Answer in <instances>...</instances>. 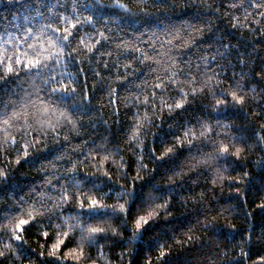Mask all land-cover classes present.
Instances as JSON below:
<instances>
[{"label": "trees", "instance_id": "obj_1", "mask_svg": "<svg viewBox=\"0 0 264 264\" xmlns=\"http://www.w3.org/2000/svg\"><path fill=\"white\" fill-rule=\"evenodd\" d=\"M44 3L53 4V12H48L44 16H37L36 12L44 8V4L37 7H28L24 0L19 3L8 2V0H0V35L5 32L13 36L24 35V31L20 29L21 24L31 26L33 29V38L28 43L33 44L37 49L41 46L47 47L45 43L49 36H52L51 30L45 29L44 26L51 23L52 27H63L54 23V12L61 15L76 16L81 21L86 17H91L92 22H83L79 27V36L85 39L95 41L100 39L102 47L99 54H88L86 52H73L75 61L67 62L75 72L79 68H84L85 73L81 75L80 86L77 87L75 93L55 94L52 100H49L43 93L44 105L49 108L48 116L52 122L58 126L56 136L59 144L67 145L65 151L58 153L52 161L45 163H54L55 169L58 170L65 162L83 160L84 164L91 165L96 161H101L99 167L102 175L103 171H108L112 177V183L119 189L122 186L138 187L143 181L135 179L138 175L144 176L145 180L156 179V182L162 186L174 187L175 191L169 198L181 202L183 207L180 212L174 213L175 216H183L170 221L167 225H157L153 229H149L145 233L144 243L140 245V254L151 259L155 253L151 250L155 241L152 234L159 231L160 237H169V228L176 232V240L170 241L172 245L171 258L165 261V264H236L240 260L241 247L248 253V257L243 259V264H254L261 256H264V244L260 242L261 233H264V209L259 207L264 203V166H261V159L264 158V145L257 143V135L264 136V128L260 125L264 124V34L257 29V35L253 38L246 30L243 31V42L238 39L241 37V31L232 29L231 26L226 27V31L235 32V37L224 36L223 47L220 44L213 43L206 45L203 50L199 51L192 57L195 61L193 67L197 64L200 68L197 71L199 81L206 79L205 73L211 75L210 69L216 71V78L211 87L204 89L203 92H196L195 97H199L200 104L203 107V113L196 111L195 119L183 121V127L177 131L175 125L167 120V114L164 118L149 123L148 128L143 129L149 132V135H142L144 143L142 147L136 148V155H133L130 148L135 146V141L130 145H124L123 141L117 135L119 126L123 123L125 129L129 127L131 121H127L126 117L130 111L132 101L128 96L135 89L136 84H142L145 80L154 78V73L148 75L147 67L159 68L168 63V56L172 52L168 51L169 46L166 41L170 38V34L162 33L153 26L151 29L141 25L148 23L147 19L154 18L161 11H169L168 8L157 3V0H119L123 8L115 7L117 0H77L73 4L72 0H44ZM172 3V0H169ZM73 8L76 11L73 12ZM195 7L189 6L185 0L184 7L177 11H196ZM29 17L27 21L23 17ZM251 27H256L251 25ZM99 33H104L108 40H103ZM55 35H59L56 33ZM223 36V33H218ZM40 37V39H36ZM78 40V37H77ZM178 42V41H177ZM121 44V47H117ZM254 45V47H253ZM19 52L13 49L8 55H19L21 60L31 57L33 49L28 48L27 43L20 42L16 46ZM73 47H76L73 44ZM139 48L142 51H134ZM224 53L223 56L218 55ZM4 53V49L0 47V54ZM27 53L28 57L22 55ZM107 53H111L108 55ZM145 53L152 60L141 63ZM203 53L208 56L207 61H202L200 55ZM87 55V61L84 56ZM216 55L215 61L211 60V56ZM155 61H159L156 63ZM243 61V62H241ZM107 62L108 67L105 68L104 63ZM134 62L133 68H125L122 65ZM138 69L134 75L129 76L127 81H117V76H124L125 73ZM99 73V75H96ZM183 77H181V80ZM128 81H132L129 84ZM238 81L241 85L240 89L234 87V82ZM128 85L124 87V85ZM70 85L69 87H74ZM115 86L118 90L117 95L112 97L109 95L111 88ZM13 89L23 99H27L16 85H12ZM27 87V85H25ZM193 88H202L200 83L192 85ZM233 89L238 95L245 96L243 104H236L231 100V95L225 91ZM255 89V91H253ZM5 91H8L7 86ZM186 91H188L186 89ZM224 92L221 96L219 93ZM214 93L216 95H214ZM85 95L87 99H85ZM227 96L228 102L225 104H217L218 99H224ZM195 97L188 91V98L193 100V107L196 108ZM206 97V98H205ZM32 100L35 101L36 107L31 104L27 106V111L32 113L36 118L29 121L39 127L38 120L43 119L37 116V108H41L40 100L33 95ZM115 100L116 103L111 101ZM126 105H128L126 107ZM23 108V100H21ZM209 109L211 114L209 115ZM65 110L76 120V128L72 129L66 124L64 117L61 115ZM180 111V110H177ZM227 113L226 115L224 113ZM221 113V115H220ZM104 121H108L104 124ZM58 122V123H57ZM24 123V120L17 121L18 125ZM92 125V128H81L80 124ZM47 131V126H45ZM93 129H98L95 131ZM237 129H248L247 132L238 131ZM204 130L205 135H199ZM188 133V135H185ZM67 134L69 139L65 141L63 136ZM131 134V133H129ZM18 139L20 133H13ZM227 138L230 145L235 147H243L244 152L241 154L239 164L242 168L237 167L235 170L228 164L221 163V157L217 155V149L220 143ZM41 139H45L41 136ZM167 140V147H172L175 143L174 152L177 155L174 158H166L160 164L153 159L155 155H162L161 141ZM247 140V144L240 142ZM93 141L95 143H93ZM80 146V150L73 153L74 146ZM57 146L54 142H49V148ZM11 147H15L14 144ZM164 148V151L167 150ZM95 155V160L85 159L89 153ZM4 155L8 159L5 164L14 161L13 155H8L5 151ZM109 156L107 162H103L104 156ZM123 158V159H122ZM2 159V157H0ZM231 159L235 160L233 156ZM124 163L122 169L124 175H119L118 170L113 163ZM126 161V163H125ZM181 161V163H180ZM180 163V167L176 172H171ZM146 165V167H143ZM96 171L95 168L92 169ZM169 173V174H168ZM179 173V175H177ZM168 174V175H167ZM13 175H16L15 165L13 163ZM167 175V176H166ZM27 171L19 177L21 181L33 179ZM106 179L105 177H102ZM153 180L148 181L152 183ZM165 181L167 183H165ZM55 183V181H54ZM68 183V181H65ZM59 187V185H57ZM161 191H164L161 188ZM45 194L46 201L57 196L56 191H42ZM111 188H106L105 193H110ZM99 200V196L97 197ZM101 203L110 202L118 207L119 201L117 196H112L111 201L105 199ZM5 201H0V208L4 206ZM32 202L30 201L29 204ZM27 207V206H26ZM31 208V207H28ZM245 213H251L245 216ZM15 214L19 216L17 211L4 212L3 215L10 216ZM35 215V213H34ZM211 223L213 228L209 229L205 234L201 230V225ZM4 224L9 225V221L5 220ZM175 225V227H172ZM97 226V224H93ZM191 229V231H189ZM218 229L220 235H214ZM255 235H251L252 233ZM226 233V239L221 238V234ZM232 233H241L233 240ZM3 235L10 236L11 228L7 227L6 233ZM199 236V241H191L183 245L182 242L186 236ZM242 237L248 239V243L241 244ZM30 239V245H25L30 261L35 264H72V261L55 262L46 255L41 257L40 252L44 251V247H50L53 240L47 241L39 232H33ZM180 241L181 243H177ZM12 243H18L12 241ZM206 244L203 249L200 244ZM68 248L76 247L73 242L66 241ZM44 245V247H40ZM91 255H95V249L86 248ZM106 251L110 258H117L121 248H108ZM16 254L11 253L3 260V264H19L16 260ZM127 264H131L129 258Z\"/></svg>", "mask_w": 264, "mask_h": 264}, {"label": "clouds", "instance_id": "obj_2", "mask_svg": "<svg viewBox=\"0 0 264 264\" xmlns=\"http://www.w3.org/2000/svg\"><path fill=\"white\" fill-rule=\"evenodd\" d=\"M157 3L169 9V11H161L154 18L147 19L148 23L141 25V29L148 27L151 29L153 26L159 29L162 33L170 34V38L167 40L166 45L162 44V47L169 46L168 51L173 54L168 56V63L159 68L147 67L146 73L148 75L155 74L151 80H145L142 84H136L134 87L138 91H133L128 96V99L133 103L130 111L127 114V121H131L127 130L122 123L119 126L117 135L123 141L124 145H130L135 141V146L130 148L129 151L133 155H136L135 149L142 147L144 141L140 137L142 135H149V132H144L143 129L148 128L149 123L164 118L167 114V120L169 123L175 125L176 130L183 127V121L189 119H195L196 111L203 113V107L200 104L199 97H195L197 107H193V100L188 98V91L191 93L193 89L195 92H203L202 88H193L192 85L197 83V65L195 68L193 65L195 61L192 59L199 51L203 50L206 45L220 44L224 45V36L235 37V32L226 31L227 26H231L232 29L240 30V39L243 42V31L246 30L251 34V37L257 35V29L264 34V0H187V3L191 7H195L196 11H177L182 9L185 4V0H157ZM90 18V17H89ZM255 25L256 27H251ZM223 33V36L218 37V33ZM178 41V42H177ZM254 47V45H253ZM153 57L144 55L141 63L152 60ZM134 62H129L122 65L125 68H133ZM138 69H133L131 72L125 73L124 76H117V81H127L129 76L134 75ZM181 77L183 79L181 80ZM132 84V81H128ZM128 85H124L127 87ZM115 86L111 88L109 95L115 98ZM186 89L188 91H186ZM228 95H232L233 89L225 90ZM214 95H216L214 93ZM223 96L224 92L219 93ZM243 101L245 96L241 95ZM206 98V97H205ZM85 99L87 96L85 95ZM180 103L183 106L179 109L176 108V104ZM216 103L225 104L227 101L224 99H218ZM244 103V102H243ZM242 103V104H243ZM128 105H126L127 107ZM180 110V111H177ZM64 120L67 125H70L72 129L76 128V120H74L67 110L63 112ZM208 114H211L209 109ZM227 114L226 112L224 113ZM221 115V113H220ZM108 121H104L107 124ZM7 125L0 124V128H7ZM81 128H92V125L80 124ZM99 131L98 129H93ZM238 131L247 132L248 129H237ZM21 126L12 128L6 133L9 137V141L12 140L13 133H20ZM58 136V126H56L55 132L45 131L40 133V137L44 136L45 139L34 140L30 131H24L22 138L18 139L15 143H10L0 148V201H5L4 206L0 208V211L12 212L17 211V205L22 204L25 207H36L38 213L36 214V221L29 226L27 230L20 234L21 240L16 241L14 239V233L11 231L13 239H9L10 236L3 235V242L0 243V249L5 252L10 251L14 255L19 249V254L16 255V260L19 264H35L34 261H30L28 257L27 249L25 245H30V237L33 232H39L44 237V233L47 232L55 239L60 234V230L68 231L69 236H74V244L80 245V238L78 235V229L69 230L68 225L64 224V221L69 216H79L81 218L80 227L84 226V223L104 227L106 229L103 236L105 237L100 241L99 245L93 246L95 249V255L88 256V251L85 250L86 257L80 261V264H127L129 258L131 264H144L145 256L140 254V246L134 249L130 246L129 241L136 233V218L139 215L147 214L146 205L150 203L148 201L149 193L157 195L161 199L155 204H152V209L155 213L151 217L150 225L145 227V232L149 229L155 228L157 225H167L170 221H174L176 218H183V216H175L174 213L180 212L183 205L180 201L169 198L170 186L165 187L156 182V179L145 180L144 176L138 175L135 179L143 181L138 187L122 186L119 189L112 183V177L108 171H103L99 167L101 161L91 165L84 164L83 160H75L65 162L58 170L55 169L54 163H45L46 161H52L58 153L65 151L67 145L59 144L56 136ZM131 133V134H129ZM65 141H68L67 134L63 136ZM49 142H54L57 146L49 148ZM247 140L240 143L247 144ZM93 143H95L93 141ZM257 143L264 145V141L257 135ZM14 144L15 147H11ZM30 145L29 149H25V145ZM168 141H161L162 155H155L153 159L158 161L159 164L166 158H174L177 153L174 149L171 153L168 152ZM229 146L230 152L223 154L217 151V155L221 157L222 164H228L235 170L237 167L242 168L243 165L238 161L241 159V154L244 152L243 147H235L230 145L227 138L220 143L219 148L223 146ZM167 150L164 151V148ZM218 148V149H219ZM217 149V150H218ZM80 150V146H74L72 151L76 153ZM264 150V148L260 149ZM7 151L8 155L14 156V161L7 164L4 163L8 159V156L4 155ZM239 152V154H237ZM163 156V159L159 157ZM235 156L233 160L231 157ZM85 159L90 161L95 160V155L89 153ZM110 159L109 156L102 158L103 162H107ZM123 159V158H122ZM13 163L15 165L16 175H13ZM119 175H124L122 169L124 163H118L113 161ZM126 163V161H125ZM181 163V161H180ZM180 163L171 172H176L180 167ZM95 168L96 171L92 169ZM24 171H27L30 176L35 178L26 179L21 181L19 177L23 175ZM169 174V173H168ZM167 174V175H168ZM166 175V176H167ZM75 177L78 180L83 181L79 187L87 189H93L90 193L92 198L99 196V203L95 208H89L85 205L84 209L80 208L81 193L75 191L70 178ZM105 177L106 179H103ZM153 180L152 183L148 181ZM55 181V183H51ZM68 181V183H65ZM165 183H167L165 181ZM59 185V187H57ZM111 188V192L107 193V200L111 201L112 196H118L121 192L125 193L118 207L110 202L101 203L100 201L105 199L104 190ZM161 188L164 191H161ZM56 191L60 195L52 198V203L41 202L34 204L38 195L44 191ZM66 190V191H65ZM67 195L69 199L62 200V195ZM32 202L29 204V202ZM167 201V203H164ZM59 204L57 207L56 204ZM46 204V206H45ZM123 205L126 211H117L119 206ZM175 227V225H172ZM213 228L211 223H205L201 225L203 233H207L209 229ZM3 233H6L7 229H0ZM172 228H169L170 236L175 235L176 232ZM233 236L236 233H232ZM214 235H220L218 229ZM159 231H155L152 234V239L160 237ZM199 236H193L192 241H199ZM12 241L18 243H12ZM260 242L264 244V233H261ZM138 243L142 245L144 238L138 240ZM15 245V246H13ZM119 246L121 251L119 252L118 259L110 258L106 249L116 248ZM206 244H200L201 249L205 248ZM42 248V245L40 246ZM90 248V249H92ZM86 249V248H85ZM153 249V248H152ZM151 249V250H152ZM104 253L102 257L100 252ZM171 258V257H169ZM236 264H240L237 261Z\"/></svg>", "mask_w": 264, "mask_h": 264}, {"label": "snow or ice", "instance_id": "obj_3", "mask_svg": "<svg viewBox=\"0 0 264 264\" xmlns=\"http://www.w3.org/2000/svg\"><path fill=\"white\" fill-rule=\"evenodd\" d=\"M8 2H14V0H8ZM15 2L19 3L20 0H15ZM58 3L59 0H56ZM73 4L77 3V0H72ZM24 3L28 7H37L39 4H44L43 9H39L36 12L37 16H44L48 12H53L54 5L44 3V0H24ZM117 8H123V5L117 3L115 5ZM76 11V8H73V12ZM54 23L59 25H64L63 27L57 26L55 28L52 27V24L49 23L44 26L45 29L51 30L52 36H49L48 40L45 42L48 46L43 47L41 49H37L33 44L28 43L30 39L33 38V29L31 26H25V24H21L19 27L24 31V35L19 37L13 36L8 32H5L4 35H0V47L4 49V53L0 54V124L7 125V128H0V148H3L5 145H9L10 143H15L18 138L13 136L12 140L9 141L7 132H9L12 128L21 126L20 138H22V134L24 131H30L34 140L40 139V133L46 131L45 126H47L48 132H55L56 125L49 118V108L47 105H44V97L40 94L43 93L49 100H52L55 97V94H65V93H75L77 91V87L80 86L81 75L85 73L84 68H79L75 72L69 66L67 62L75 61V56H73V52H86L88 54H99L103 56L105 53L101 52L100 47L103 46L100 39H96L92 41L91 39H85L83 36H79V27L83 22L91 23L92 18L86 17L84 21H81L79 17L76 16H67L61 15L59 12H54ZM25 21L29 19V17H23ZM59 33V35H55ZM99 36L103 38V40H108V37L104 35V33H99ZM78 37V40H77ZM36 39H40V37H36ZM23 42L27 43L28 48L33 49V55L24 60L20 59L19 55H8L7 53L15 49V51L19 52V48H17V44ZM167 42V41H166ZM73 44L76 47H73ZM117 47H121V44H117ZM227 47V46H223ZM134 51H142L139 48L133 49ZM111 55V53H107ZM25 57H28L27 53H22ZM146 56H148L145 53ZM218 55L223 56L224 53H219ZM87 55L84 56V60L87 61ZM200 59L202 61H207L209 59L208 56L201 53ZM211 60L215 61L217 59L216 55L211 56ZM159 63V61H155ZM243 62V61H241ZM105 68L108 67L107 62L104 63ZM197 67L200 68V65L197 64ZM211 75H206V79L199 81L197 78V82L202 85V89H207L212 86L214 79L216 78V71L214 68L210 69ZM99 75V73H96ZM261 78L264 79V74L261 75ZM121 83H123L121 81ZM12 85H16L19 88L20 93H23L27 99H23L12 87ZM27 85V87H25ZM70 85H75L74 87H69ZM7 86L8 91H5V87ZM87 85L81 87V91ZM234 87L236 89H240L241 85L238 81L234 82ZM255 91V89H253ZM118 90L115 89V95H117ZM196 92L193 89L192 95L195 96ZM33 95L40 100L41 105H44L41 108H37V116H42L43 119L38 120L37 123L39 127L35 124L30 123L29 121L35 119L36 117L32 115V113L27 111V106L31 104L33 107H36L35 101L32 100ZM21 100H23V108L21 107ZM224 100L228 102L227 96H224ZM231 100L236 104H242L243 98L241 95H238L237 91H233L231 95ZM112 103H116L115 100L111 101ZM183 105L180 103L176 104V108L179 109ZM64 116L63 113H61ZM24 120V123L21 125L17 124V121ZM58 123V122H57ZM261 128H264V124L260 125ZM188 135V133H185ZM199 135L204 136L205 131L201 130ZM262 141H264V136L260 137ZM25 149H29L30 145H25ZM176 148V144L174 143L172 147H169L168 152L171 153L173 149ZM220 153L228 154L230 152L229 146L225 145L217 150ZM239 154V152H237ZM59 159L60 157H56ZM161 156L159 159H163ZM261 166H264V158L261 159ZM143 167H146L144 165ZM179 175V173H177ZM3 183V181H0ZM51 183H54L52 181ZM70 183L72 184L75 191H79L81 193L80 198V208L84 209L85 205L89 208H95L99 200L96 198H92L90 193L93 189H87L86 187H79L83 184V181L76 179L75 177L70 178ZM66 191V190H65ZM175 191L174 187L170 186L169 196ZM60 195V193L58 194ZM107 195V193H105ZM125 193L121 192L117 199L123 198ZM62 200H67L69 197L65 194L61 197ZM148 203L146 205V213L139 215L136 218V233L132 236L129 241L130 246L134 249L135 247H139L140 244L138 240L145 237V227L150 225L151 217L154 214H157L152 209V204H155L161 198L157 195H152L149 193ZM173 199H175L173 197ZM41 202H49L46 201L45 194L41 192L34 204H39ZM52 203L53 201L50 200ZM164 203H167L165 201ZM46 206V204H45ZM58 207L59 204L57 203ZM259 207L264 209V203L260 204ZM117 211H126L123 205L119 206L118 210H114L113 214H116ZM17 212L20 213L19 216L15 214H11L10 216L3 215V212L0 211V229H7V227L11 228V231L15 234L14 239L16 241L21 240V235L27 230V226L34 223L36 221V214L38 213V209L36 207H25L22 204L17 205ZM35 213V215H34ZM251 213H245V216H249ZM8 220L9 225L6 226L4 221ZM64 224L68 225L69 230L78 229V235L80 238V245L73 247L71 249L68 248V244L66 241L74 242V236L70 237L68 231L60 230V234L57 235L54 239V242L51 243L50 247H44V251L40 252V256H47L51 258L55 262H64V261H72V264H80V261L85 259L86 253L85 248H92L93 246L99 245L100 241L105 237L103 234L106 229L101 226H93L88 223H84V226L81 225V218L79 216H69L64 221ZM191 231V229H189ZM237 235H242L241 233H236V235L232 236V239L235 240ZM251 235H255L253 232ZM227 234H221L222 239H226ZM44 238L47 241L53 240V237L50 236L47 232L44 233ZM9 239H13L12 236ZM193 239L192 235L186 236V238L182 242V246L190 243ZM176 236L173 234L169 237H157L154 238V247L152 251L155 255L149 259L145 258L144 264H165V261L171 256L172 245L170 241H175ZM3 242V231H0V243ZM177 243H181L177 241ZM248 243V239L242 237L241 244ZM15 246V245H13ZM11 252H5L3 249H0V264H3L4 258L10 255ZM100 255L103 257L104 253L101 251ZM88 256H91V253L88 252ZM248 257V253L241 247L240 252V264H243V259ZM254 264H264V256H261L258 261L254 262Z\"/></svg>", "mask_w": 264, "mask_h": 264}]
</instances>
